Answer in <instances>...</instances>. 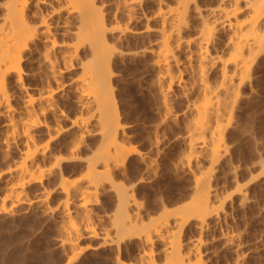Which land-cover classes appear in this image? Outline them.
I'll list each match as a JSON object with an SVG mask.
<instances>
[{
	"label": "bare ground",
	"instance_id": "6f19581e",
	"mask_svg": "<svg viewBox=\"0 0 264 264\" xmlns=\"http://www.w3.org/2000/svg\"><path fill=\"white\" fill-rule=\"evenodd\" d=\"M97 1L0 0V216L34 209L57 220L65 264L80 255L84 263L99 245L111 244L106 264H210L216 249L204 235L216 227L221 246L237 251L241 241L226 220L237 211H264L255 195L256 188L264 192V154L244 162L233 153L262 71L264 0H118L104 9L98 2L108 0ZM145 1L153 3L147 16L155 19L145 30L158 36L141 52L152 55L150 86L160 118L177 117L169 112L173 83L184 97L175 136L182 148L171 168L188 177L182 197L159 200L158 215L146 220L130 214L138 205L122 180L135 150L121 143L111 84L116 51L109 43L115 31L136 33L130 23L145 14ZM71 69L77 73L66 80ZM58 116L68 117V125ZM94 134L96 143L88 142ZM141 154L135 166L150 172L153 159ZM71 165L81 173L68 184L62 179ZM53 172L63 198L43 208L47 192L32 202L24 184ZM103 192L112 193L124 219L114 236L78 246Z\"/></svg>",
	"mask_w": 264,
	"mask_h": 264
},
{
	"label": "rangeland",
	"instance_id": "374dc122",
	"mask_svg": "<svg viewBox=\"0 0 264 264\" xmlns=\"http://www.w3.org/2000/svg\"><path fill=\"white\" fill-rule=\"evenodd\" d=\"M117 1L103 2L106 5L98 2V5L103 9L108 6L113 8ZM144 3L145 14L133 18L130 23L136 33L118 34V31H115L114 35L116 36L113 35L114 37L109 43L114 45L116 51L111 67V84L115 111L118 113L121 125L119 127L121 143L123 142L124 149L135 150V152H131L130 156V174L122 175V180L128 188L132 187L131 196L138 205L137 208L133 206L130 214L133 212V215L135 214L134 216L138 219L146 220L148 217L154 218L158 215L159 200H173L182 197L181 194L184 193L188 184V177L182 175L179 169L178 173L171 168L182 148L181 142L175 136L183 122L181 110L185 100L180 87L176 82L173 83L168 91L169 109H171L169 112L176 114L177 117L160 118L150 86L154 76V69L150 66L152 55L150 52H141L143 47L146 48L153 44L158 36L154 31L145 30L146 25L149 28L154 26L155 19L147 16L154 9L153 3L150 1ZM118 51L128 53L121 56L118 55ZM179 54L181 57L183 56L182 51ZM261 64L262 71L255 81L257 85L254 99L245 106L244 114L247 117L245 115L243 117L246 118L244 120L246 124L243 122L246 127L243 124L242 131L240 130L244 133L239 132V134L236 133L238 136H235V141L239 144L235 143L236 150L234 148V151L236 152L233 151V153H237L235 157L239 161H251L253 157L257 159L259 153L264 154V53L261 55ZM173 71L176 73L175 67H173ZM76 73L75 69L69 70L65 74V79L75 76ZM183 77L186 76L183 74ZM56 120L64 127L69 122L66 116H58ZM244 128L247 130L245 131ZM237 137L241 139H237ZM86 138L88 142L96 143L98 135H89ZM138 152L153 159V170L145 172L138 169L137 166H140L138 164H141ZM132 164L134 165L132 166ZM79 167L80 165H71V169L62 180L70 184L74 178L80 175ZM1 170L0 165V172ZM62 180L54 172L42 175L37 180L30 179L24 184V193L29 200L34 202L47 192L41 207L49 205L53 208L63 198V194L58 191ZM255 182L258 186L257 180ZM256 185L255 187H257ZM256 190L255 195H257L258 203L260 202L259 206L262 207L264 192L263 190H259V192L258 188ZM98 198L99 204L92 206L89 216L86 218L83 233L80 232L82 235L80 234L76 240L78 246L97 245L104 238L114 236L116 228H119L124 219V215L115 209L112 193H100ZM261 203L263 204L260 205ZM39 212L41 211L28 209L25 214L18 215L14 219H3L0 216V264H65L67 256L64 252L62 253L57 243L60 238L58 221H55L54 218L44 219L43 215L38 214ZM229 218L224 225H230L225 228H230L240 235L235 234L241 241L239 247L237 251H234L221 246L219 228L210 229L209 233L204 235V238L205 236L209 237H206L207 243L209 242L206 243V246H215L216 249V256L210 264H230L239 258L242 259H239V264H264V211H255V214L237 211L231 213ZM90 231H94V235H88L87 233ZM111 245H99L84 263L81 262L82 256L80 255L67 264H106L113 253L114 245ZM126 256L125 253L124 258Z\"/></svg>",
	"mask_w": 264,
	"mask_h": 264
}]
</instances>
